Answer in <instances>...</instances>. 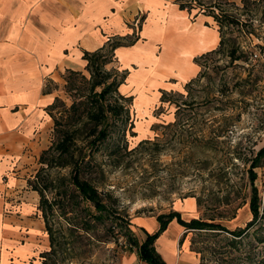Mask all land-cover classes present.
<instances>
[{"label": "rangeland", "instance_id": "1", "mask_svg": "<svg viewBox=\"0 0 264 264\" xmlns=\"http://www.w3.org/2000/svg\"><path fill=\"white\" fill-rule=\"evenodd\" d=\"M209 12L216 16L221 46L200 58L198 76L182 90L162 93L149 113L152 121L139 115L132 98L122 97L115 88L125 73L112 52H103L105 64L97 78L105 79V84L115 81L106 102L123 104L126 113L108 116L107 137L96 148L88 146L93 139L90 122L66 126L69 137L73 135V155L63 156L56 165L53 162L40 178L47 187H61L60 178L70 177L71 166L65 164L73 156L82 165L84 179L103 194H112L110 202L122 220L109 219L100 228L99 236L106 242L84 240L76 255L61 264H124L131 256L124 249L127 223L134 234L131 223L136 216L178 210L184 220L213 219L229 230L243 228L252 218V186L263 215L258 226L264 229V156L256 158L264 148V0H216L211 11L206 8L213 17ZM80 72L89 79L85 69ZM65 75L46 86L60 99L53 111L56 116L77 97L74 90L73 95L66 93ZM79 82L82 93L88 94V85ZM254 159L259 166L253 169L256 179L251 185ZM52 196L47 193L50 200ZM70 217L79 218L74 213L63 215L55 207L49 220L54 228L64 229ZM206 235L187 231L186 246L189 250L203 247ZM257 235L263 236L264 230ZM40 262L36 257L25 264Z\"/></svg>", "mask_w": 264, "mask_h": 264}, {"label": "crops", "instance_id": "2", "mask_svg": "<svg viewBox=\"0 0 264 264\" xmlns=\"http://www.w3.org/2000/svg\"><path fill=\"white\" fill-rule=\"evenodd\" d=\"M220 38L212 16L180 9L177 0H0V264L29 263L48 249L39 196L28 185L53 131L47 109L56 95L47 83L82 71L84 52L120 40L118 92L151 120L162 93L195 79V59L216 50ZM131 225L139 242L159 227L156 216H136ZM187 231L173 219L157 237L165 264H199ZM130 254L124 264H142Z\"/></svg>", "mask_w": 264, "mask_h": 264}, {"label": "trees", "instance_id": "3", "mask_svg": "<svg viewBox=\"0 0 264 264\" xmlns=\"http://www.w3.org/2000/svg\"><path fill=\"white\" fill-rule=\"evenodd\" d=\"M215 1L177 0L179 8L188 12L196 8H199L202 12H206V8L211 11L212 4ZM209 13L213 14L214 21L217 22L214 13ZM218 31L220 32L219 28ZM124 44L118 40L108 42L94 52H84L83 59L86 61L84 69L89 73V79L80 71L66 70V75L64 76L65 91L72 94L74 90L73 94L77 97L73 99L70 107H64L62 111H59L58 116L54 115L53 111L56 109V104L60 99L56 97L52 104L48 106V114L54 122L52 136H56L57 139L54 141L52 138L53 141H50V145L41 152L38 164L42 167L36 170L32 180H28L30 188L38 193L39 202L37 208L44 221L48 237V249L39 255V258H41L40 264H61L64 260L72 259L80 246L84 244V240L91 243L106 242L101 240L102 237L99 236L100 228H105V223L109 219L122 220L120 212L110 202L113 197L112 194L109 191L103 194L96 185L84 179L81 171L82 165H79L80 163L77 164L73 156L71 157L73 161L65 164L71 166L70 177L68 179L60 178L59 184L61 187L43 185L40 175L43 170L53 167V162L57 164V160H60L63 156L73 155L71 153V146L74 144L73 135L69 137L70 133L65 129L66 126H76L83 121L90 122L92 124L91 135L93 139L88 146L96 148L97 144L107 137V128L110 125L108 116L119 118L122 113H126L123 104L114 101V104L110 105L106 102L105 96L109 92L111 84H115V81L105 84V79L98 80L97 78L101 65L105 64L102 61L104 58L103 52L108 49L114 54V50ZM221 44L222 41H220L219 46ZM213 52H216V50L201 57ZM201 57L195 59L199 65ZM233 59L235 60L237 57H233ZM124 78L125 75H123L122 80L115 84V88L118 89ZM78 80L80 81L79 84L88 85V94L82 93V87L77 83ZM97 88H100V90L97 91ZM262 156H264V148L259 149L256 158ZM258 166L256 159H254L250 168L251 176L249 180L251 185L256 179L253 169ZM48 192L53 194L51 200L47 197ZM252 192L249 203L252 218L243 228L238 227L229 230L220 223H215L213 219L192 218L185 221L178 212L171 211L167 214L156 216L159 223L157 231L152 234H146L142 242H139L133 232L130 231V223L128 222L124 249L128 253L135 252L142 264H165L156 252L154 242L165 230L168 223L175 219L179 225L188 231L196 230L207 233L206 241L202 243L203 247L196 250L191 249L198 256L199 264H264V235H257V232L264 230L261 224L258 226V220L263 215L260 212L256 188L253 186ZM55 207L60 208V213L63 215L74 213L79 218L70 217L64 229H56L49 220L50 214ZM251 230L252 234H250Z\"/></svg>", "mask_w": 264, "mask_h": 264}]
</instances>
